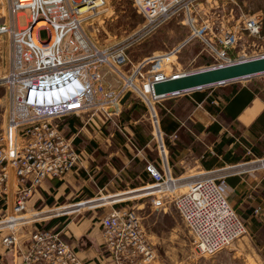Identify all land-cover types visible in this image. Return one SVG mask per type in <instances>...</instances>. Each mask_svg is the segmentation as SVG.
<instances>
[{"label": "built area", "instance_id": "built-area-1", "mask_svg": "<svg viewBox=\"0 0 264 264\" xmlns=\"http://www.w3.org/2000/svg\"><path fill=\"white\" fill-rule=\"evenodd\" d=\"M6 1L7 20L0 25V34L7 33L9 37L8 65L0 77L8 102L6 124L0 126V201L5 207L0 216V232L5 253L11 254V264H88L60 228L44 226L51 219L76 211L64 209L46 216L54 211L49 209L80 200L31 212L27 211L28 202L45 179L61 178L83 165L82 152L73 138L66 136L58 119L86 111L110 114L127 91L146 108L159 166L150 162L148 169L154 177L137 188L150 197L155 208L173 203L203 254H214L246 232L245 221L228 201L223 184L229 176H247L264 170V155H251L247 148L248 156L239 161L181 177L171 169L155 103L166 96L213 88L228 81L264 78V71L165 95L155 94L153 84L185 72L175 70L168 74L163 65L172 64L177 51L194 38L203 43L202 48L210 56L209 67L237 61L228 49L244 33L252 37L263 33L261 11L243 16L239 29L222 24L216 33L211 21L195 23L202 0H132L144 22L108 45L98 41L96 19L105 10L106 0ZM26 8L30 10L27 21L19 24V13ZM228 14L232 17V10ZM184 15L190 25L186 38L168 50L144 58L130 72L119 70L129 60V46L171 19L181 17L184 21ZM38 20L45 23L35 29ZM43 29L47 32L45 38L41 36ZM110 72L118 75L116 87L107 82ZM126 142L133 154L143 151L131 133ZM125 190L104 195L111 198L108 200L111 205L99 215L102 233L99 261L107 258L113 264H157L159 254L141 217L134 207L123 204L127 198L117 197ZM32 223L35 225L28 236L20 240L19 227ZM2 260L0 252V264H6Z\"/></svg>", "mask_w": 264, "mask_h": 264}, {"label": "rangeland", "instance_id": "rangeland-1", "mask_svg": "<svg viewBox=\"0 0 264 264\" xmlns=\"http://www.w3.org/2000/svg\"><path fill=\"white\" fill-rule=\"evenodd\" d=\"M6 3V0H0V25L7 20ZM105 5V10L102 12L100 17L96 18L99 23L97 38L98 41L103 44L111 45L116 43L131 32L135 27L144 22L143 16L138 13L133 6L132 0H106ZM199 7L201 11L197 14L195 23L199 25L201 22L206 24L211 21L212 30L216 33L219 32V28L222 24L226 27L235 26L236 29H239L242 17L245 15L247 16L258 11H261L264 15V0H217L216 2L213 0H202L198 4V8ZM230 10H232V17H229L228 14ZM29 13L30 10L28 8L23 9L18 16V23L24 24L27 21ZM96 19L95 22H97ZM207 31L208 36H211L210 30L208 29ZM189 33L190 25L185 15L184 21L181 17L169 20L154 32L150 33L147 37L129 46L127 50L129 60L127 63L120 66L119 70L122 72L132 71L134 66L141 60L153 54L161 53L172 48L186 38ZM41 36L43 38L47 37L45 29L41 31ZM8 39L9 37L7 36V33L0 34V77L5 74L8 65ZM202 47L203 43L196 38L188 41L177 51V56L173 57L172 64L163 63V66H166L165 70H167L169 74L176 71L190 72L200 68L209 67L211 58ZM228 53L236 60L263 54L264 31L261 35L255 37L247 36L245 33L242 34L235 44L228 49ZM148 64H145V66ZM117 76V73L110 72L108 74L107 82L118 85L119 82L117 81ZM173 97L181 99V105L184 108V94L163 97L160 101L155 103L159 118L162 117L163 111H165L166 108H170L168 105H171L170 103H172ZM130 98L131 97L129 96L127 99ZM162 104L166 105V108L163 107ZM135 105L137 106V111L133 110L132 112H129V117L137 121L135 123V127L138 136H149L150 141L145 149L147 160L143 163L144 170L147 175L145 179L143 178L144 181H135L137 184L129 185L127 186L128 188L138 187L145 181L153 179L154 176L148 169L150 162L154 163L156 167L158 166L157 150L151 133L148 113L146 108L141 104L137 103ZM7 106L8 102L5 96V86L0 84V126L2 127L6 124ZM121 107L120 103V105L117 106L110 114L102 115L100 113L97 116L95 111H86L77 114L76 118H74L76 121V127L74 129L76 134L73 139L75 146L77 149H83L84 153L85 151H87V153L89 151H93V160H90V162L88 161L86 164L88 173L85 172L83 168L78 169L82 178L93 175L95 172L93 171L94 163L96 164V161L101 162L104 160L107 154L104 146H102V148H96L93 141L96 140L95 143L100 145L105 143L106 138L108 137L110 140L114 139L115 141H119L121 139L122 144L123 140H126V136L129 132L128 130H130L131 127L128 126L127 121L123 120V110H121ZM177 108L178 106L175 109ZM65 132L66 135L73 134L71 133L72 131H69L68 129H66ZM163 138L169 151V142L165 133H163ZM170 146L173 148V152H176L175 146ZM115 147L116 145L111 142L110 148L113 149ZM124 147L125 146H123V148ZM169 152L171 160V157H174L175 155L172 154L171 151ZM180 158L184 159V152L181 153V157L175 159V164L171 161L170 165L173 173L180 174L181 177L184 176L183 174L186 175L193 173V171L184 173V170L180 172L181 167L178 163ZM112 160L113 165L116 167L119 166L118 164L120 163L118 160H115L114 158H112ZM131 167V170L135 171L139 167V164L132 163ZM150 168L152 169V167ZM80 170H82V172ZM153 172L157 175L154 170ZM117 175L121 178H124L125 176L123 172L119 171H117ZM52 183L54 184V181H51L50 184L49 182L46 183L50 192H47L46 194L42 193V198L38 197L39 195L37 192L32 195L28 202V212L46 206L49 207L59 204L74 203L78 200H80L79 202H82V200L87 201L110 194L104 190L100 191L95 187H93L92 191V187L90 186H93L92 182H83V180H80L79 178H76L75 184H72L71 186L72 188L66 186V189L63 184L59 192L58 190H54L52 188ZM127 187H117L116 189L123 190ZM120 196L127 198L123 204L134 207L141 217L142 225L148 236L155 243L157 253L159 254V261L157 264H264V251L260 245L253 240L251 232L250 236L247 232L240 234L234 241L228 244L227 247L215 252L212 255L203 254L194 244L191 232L185 225L181 215L173 203H167L166 208H155L152 205L149 196H145L143 194L138 195L132 190L126 191L117 197ZM50 198H52L51 201L49 200ZM110 199L111 198L109 197L97 199L96 204L104 203L103 205L98 206L88 207L86 203L82 205L79 210L70 212L69 214L62 216L61 219L67 217V220H78L82 216H86L91 212L96 213L95 215H100L102 212H107L110 209L111 204L108 202ZM2 207L3 206L0 201V216L3 214L5 208ZM33 213L38 214L40 212ZM47 214L48 213L45 215L47 216ZM53 220L51 219V222L48 223L50 227H55V221L57 219L55 218ZM34 225V223L24 224L19 227L20 240H23L28 236L29 231L34 227ZM0 252L3 254L2 261L6 264H11V254L5 253L4 245L1 241V232Z\"/></svg>", "mask_w": 264, "mask_h": 264}, {"label": "crops", "instance_id": "crops-1", "mask_svg": "<svg viewBox=\"0 0 264 264\" xmlns=\"http://www.w3.org/2000/svg\"><path fill=\"white\" fill-rule=\"evenodd\" d=\"M112 85L117 86L114 83ZM183 94L184 108L181 105L182 100L173 97L171 105H168L170 108H166V105L162 104L166 110L163 111L161 117L165 128L167 127V130L163 132L167 136L169 145H174L176 150V152H173V148L170 146L169 151L175 155L170 160L169 152L170 163L172 161L175 164V159L181 157V153L184 152V159L180 158L178 160L181 167L180 172L183 170L184 173L204 171L225 163L239 161L248 156L246 154L247 148L251 150V155H264V78L255 76L245 82L228 81L213 88L193 90ZM137 103L144 107L139 100L133 98L127 99L121 104L122 118L128 122V126L131 127L130 130H132H128V133L133 136L136 135L134 134V128L136 129L135 123L137 121L129 117V112L137 111L135 105ZM177 106L178 108L175 109ZM100 113L96 111L95 114L98 116ZM76 116L77 114H67L58 119V123L65 134L66 129L72 131L73 134L66 136L73 139L76 134L74 132L76 127L74 118ZM169 121L175 124L174 127H168L167 123ZM140 139L142 140L139 146L142 147L143 151L138 155L133 154L131 149L127 147L125 139L123 144L121 139L115 141L114 139L110 140L109 137L106 138L105 143L100 145L95 143L96 140L93 141L96 148L104 146L107 152L104 160L94 163V174L86 178L80 176L78 169L83 168L87 172L86 164L88 161L93 160V151L88 153L85 151L84 153L83 149H79L85 157L83 165L68 171L61 178L45 179L46 182H43L36 191L38 197H42V193L50 192L46 183L49 182L50 184L51 181H54L55 184V182L61 180L59 185L55 184L54 186L53 183L51 185L58 192L63 184L64 188L66 186L72 188L71 186L75 184L76 178H79L83 182L91 181L93 184V186L90 185L92 191L95 187L108 193H117L122 191L117 190V187L123 188L137 184L135 181H144L143 178L147 173L144 170L143 163L147 160L145 149L149 144L150 137L143 135ZM111 142L116 145L113 149L110 148ZM123 146L125 147L123 148ZM112 158L119 161V166L113 165ZM132 163L139 164L135 171L131 170ZM80 171L82 172V170ZM117 171L123 172L125 174L124 178L118 176ZM223 188L230 204L244 219L246 232L249 233V236L251 232L253 240L264 251V170H259L247 176H229L225 179ZM129 190L138 195L143 194V190L137 187ZM124 192L126 190L120 193L123 194ZM97 199L99 198L51 208L49 210L54 211L49 212L47 215L64 209L66 211L77 210L86 203L90 206V204H96ZM255 208H258V210L255 211ZM95 214L91 212L78 220H67V217L58 218L57 222H64L59 227L62 234L67 240L76 245L79 255L88 264H113L107 258L101 262L99 261L102 255V233L99 225V215ZM55 226L58 227L57 224Z\"/></svg>", "mask_w": 264, "mask_h": 264}, {"label": "water", "instance_id": "water-1", "mask_svg": "<svg viewBox=\"0 0 264 264\" xmlns=\"http://www.w3.org/2000/svg\"><path fill=\"white\" fill-rule=\"evenodd\" d=\"M262 71H264V54L237 60L228 64L170 75L162 80L155 81L153 86L155 94L165 95L215 82L228 81ZM129 96L130 91H127L122 96L120 103L123 104Z\"/></svg>", "mask_w": 264, "mask_h": 264}, {"label": "trees", "instance_id": "trees-1", "mask_svg": "<svg viewBox=\"0 0 264 264\" xmlns=\"http://www.w3.org/2000/svg\"><path fill=\"white\" fill-rule=\"evenodd\" d=\"M160 123H161V128H162V130H163V131H166V130H167V127L165 128V125L163 124V119H161V118H160ZM167 125H168V127L171 128V127H174L175 124H173V122L169 121V122L167 123ZM134 132H135L134 134H136V135L133 136V139L135 140L136 144L139 145L140 142H141V140H142V139H140L142 136H138L137 131H136L135 128H134ZM139 139H140V141H139ZM169 148H171L170 145H169ZM145 177H146V176H145ZM145 177H144V179H145ZM60 182H61V180H58L57 182H55V184H56V185H59ZM51 199H52V198H50L49 200L51 201ZM60 218H61V217H60ZM56 219H58V218H56ZM52 220H53V219H52ZM53 221H54V220H53ZM49 222H51V220L48 221L47 223H45L44 226H45V227H50V226L48 225ZM55 222H56V224L58 225V227H56V226H55V227L58 228V229H59V227H60L61 225H63V223H64V222H60V223H58L57 220H56ZM52 223H53V222H52Z\"/></svg>", "mask_w": 264, "mask_h": 264}, {"label": "bare ground", "instance_id": "bare-ground-1", "mask_svg": "<svg viewBox=\"0 0 264 264\" xmlns=\"http://www.w3.org/2000/svg\"><path fill=\"white\" fill-rule=\"evenodd\" d=\"M20 14V13H19ZM45 22L43 21V20H38L37 22H36V24H35V29H37V27L39 26V25H42V24H44ZM258 56V55H257Z\"/></svg>", "mask_w": 264, "mask_h": 264}]
</instances>
